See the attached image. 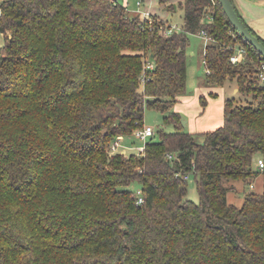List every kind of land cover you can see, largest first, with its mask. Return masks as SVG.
I'll list each match as a JSON object with an SVG mask.
<instances>
[{"label":"trees","instance_id":"16d2710c","mask_svg":"<svg viewBox=\"0 0 264 264\" xmlns=\"http://www.w3.org/2000/svg\"><path fill=\"white\" fill-rule=\"evenodd\" d=\"M160 2L182 10L179 31L116 0H0V264H264V190L240 206L226 197V182L249 181L264 160V58L218 0ZM202 29L213 38L204 86L235 80L238 91L222 123L197 134L174 105L188 34ZM236 38L247 55L233 63ZM144 107L173 130L158 128L141 153H110L117 135L136 139Z\"/></svg>","mask_w":264,"mask_h":264},{"label":"rangeland","instance_id":"374dc122","mask_svg":"<svg viewBox=\"0 0 264 264\" xmlns=\"http://www.w3.org/2000/svg\"><path fill=\"white\" fill-rule=\"evenodd\" d=\"M140 1V0H139ZM174 1V0H173ZM170 0L169 3L175 5L177 2ZM176 9V10H175ZM167 19L171 20L173 24L181 25L183 18L182 12L179 8H174V12L168 13ZM4 41V36L0 32V53L1 46ZM205 41L198 32L188 34V44L186 46V63H187V80H186V90L183 97L174 105V109L178 110L183 121H189V124L184 123L185 129L194 130L197 134L202 133L206 130L202 129L205 126H213L214 122L222 123L223 118V100L224 95L231 96L236 95L231 92V86L236 85L235 80L230 81V84H226L225 89L221 91L209 90L216 93V95L209 94L207 87L204 86V76H205V66L203 63V46ZM226 81L225 83H227ZM232 94H231V93ZM205 95L206 105L204 108L201 107L199 102V96ZM240 94H237L239 96ZM225 96V97H226ZM143 124L150 125L156 137H158L157 130L158 128H164L165 130H173L172 124H163V115L166 112H161L152 107H144L143 110ZM219 124L215 125L218 126ZM213 128V129H214ZM192 132V131H191ZM198 139H201V136H198ZM132 146H140L143 144L142 141L133 139L131 143H128ZM127 152L126 154H128ZM254 167L257 170V174L253 176L249 181L244 180H229L226 182V185L230 189L226 193L227 201L233 203L237 206L242 204L245 193L249 191L261 192L264 190V173L257 169V163L255 159ZM251 183L253 186H251ZM132 189L136 190L141 189L139 182L134 181L131 186ZM186 197L195 202L199 201V195L196 188V182L194 174H190L189 178L186 181Z\"/></svg>","mask_w":264,"mask_h":264},{"label":"built area","instance_id":"2783aa9c","mask_svg":"<svg viewBox=\"0 0 264 264\" xmlns=\"http://www.w3.org/2000/svg\"><path fill=\"white\" fill-rule=\"evenodd\" d=\"M140 1L137 2V5L139 6ZM142 16L146 17L150 20V13L148 11H143ZM211 19V16L209 17ZM180 26L173 23H168L166 26L163 27V32L165 34H171L174 31H179ZM198 34L201 35L203 40L205 41V45L213 41V38L207 34V32L202 29L198 31ZM232 53L230 55V61L233 63H238L243 61V59L247 55L246 48L239 42V40L236 38L234 40L233 46H232ZM153 67V62L149 59L144 60V70ZM258 76L261 81L264 82V61H260V64L258 66ZM154 134V130L150 125H142L141 127L136 128L133 131V136L137 139L143 142L140 146H132L125 142L123 135H117L111 142L109 147L110 153H121L126 154L127 152H135V153H141L144 149L145 141L146 139ZM168 158L172 157L171 153H167ZM257 163V169L264 173V160L262 157L256 158ZM191 172H187L184 174V178L188 179ZM251 186L253 184L251 183ZM143 201V196L141 194V189H137L136 191V203H141Z\"/></svg>","mask_w":264,"mask_h":264},{"label":"crops","instance_id":"0c3cea01","mask_svg":"<svg viewBox=\"0 0 264 264\" xmlns=\"http://www.w3.org/2000/svg\"><path fill=\"white\" fill-rule=\"evenodd\" d=\"M126 6L129 14L131 15H136L139 14L142 16L143 11H148L150 14L157 15L160 18H162L166 23H172L171 20L167 19L168 13L174 12V9L167 10L165 9L163 3L160 2V0H140L139 6L137 5V2L139 0H116ZM173 1V0H172ZM178 0H174L173 2H177ZM170 2V0H168ZM234 7L236 10L240 13V15L244 18L246 23L252 27L262 38H264V0H232ZM176 10V9H175ZM181 10V9H180ZM182 12V10H181ZM205 46V45H204ZM203 46V49H204ZM202 57H203V52H202ZM203 61V60H202ZM231 82L228 81L226 84H230ZM223 87H217V88H208L207 91L210 89L216 90V91H221L222 89H225V86ZM231 92L237 93L238 88L236 85H233L231 87ZM230 92V93H231ZM232 94V93H231ZM184 96V95H183ZM182 96V97H183ZM226 95H224L225 98ZM229 97V96H226ZM187 124H189V121H186ZM215 125L220 123L219 122H214ZM213 126H205L204 130H209L215 127ZM189 131L194 132L192 128H190Z\"/></svg>","mask_w":264,"mask_h":264},{"label":"water","instance_id":"95a60500","mask_svg":"<svg viewBox=\"0 0 264 264\" xmlns=\"http://www.w3.org/2000/svg\"><path fill=\"white\" fill-rule=\"evenodd\" d=\"M218 2L233 28H235L238 33L264 58V43L249 29L244 20L240 17L232 0H218ZM181 123L184 126L186 121H183L181 118Z\"/></svg>","mask_w":264,"mask_h":264}]
</instances>
